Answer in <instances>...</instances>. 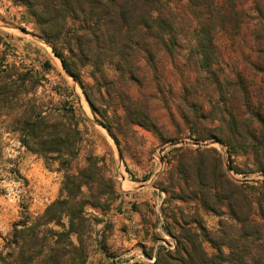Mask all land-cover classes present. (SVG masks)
<instances>
[{"label": "rangeland", "instance_id": "rangeland-1", "mask_svg": "<svg viewBox=\"0 0 264 264\" xmlns=\"http://www.w3.org/2000/svg\"><path fill=\"white\" fill-rule=\"evenodd\" d=\"M112 2L107 38L69 20L53 41L78 82L40 37L28 7L0 0V62L26 78L20 99L79 132L62 149L76 155L67 164L0 130V251L22 215L32 222L42 215L90 155L100 172L83 192L102 206L85 208L86 264H154L160 248L176 250L177 222L217 230L229 197L248 225H264V0ZM76 37L92 52H71ZM87 54L95 58L88 62ZM16 116L4 114L0 123Z\"/></svg>", "mask_w": 264, "mask_h": 264}, {"label": "trees", "instance_id": "trees-1", "mask_svg": "<svg viewBox=\"0 0 264 264\" xmlns=\"http://www.w3.org/2000/svg\"><path fill=\"white\" fill-rule=\"evenodd\" d=\"M21 1L28 7L30 17L38 26L40 37L52 46L64 70L79 82L70 63L53 41L60 38L69 20L83 22L86 35H93L100 30L101 35L107 38L114 21L112 0ZM125 19L126 14H121L119 30ZM85 43L88 41L83 37H76V43L71 45V52L76 48L91 53L90 47L84 48ZM87 55V61L95 58L93 54ZM11 72L12 69H3L0 62V118L4 114L17 115L9 123H0V130L4 128L7 132L19 133L20 143L46 160L56 153L65 163L70 164L76 155H67L62 149L72 148L76 139L74 136H78L79 132L62 121H52V115L44 111V107L35 103V100L31 105L23 103L20 98L26 94V78L23 75L14 78ZM87 161L88 167L81 170L78 176L65 177L60 199L48 206L34 222L28 214H23L22 220L14 224L0 251V264H86L83 235L89 220L85 208L89 205L94 208L102 206L99 201H94L98 197H92L93 201H89L83 192V187L87 186L90 178L97 171L100 172L97 157L90 155ZM227 184L230 188L237 189L232 183ZM111 185L113 191L114 185ZM227 206L229 213L222 215L219 228L214 231L205 229L199 220L184 219L182 223L177 222L181 233L177 235L176 250L169 252L160 248L154 264H264V225H248L247 212L230 197L227 198ZM194 223L198 228H191ZM52 225L60 230H55ZM167 232L172 235L169 230ZM206 242L215 253H207L204 247Z\"/></svg>", "mask_w": 264, "mask_h": 264}, {"label": "bare ground", "instance_id": "bare-ground-1", "mask_svg": "<svg viewBox=\"0 0 264 264\" xmlns=\"http://www.w3.org/2000/svg\"><path fill=\"white\" fill-rule=\"evenodd\" d=\"M59 62H60V61H59ZM82 104H83L85 110L88 111V109H87V107H86V104H85L83 101H82Z\"/></svg>", "mask_w": 264, "mask_h": 264}, {"label": "water", "instance_id": "water-1", "mask_svg": "<svg viewBox=\"0 0 264 264\" xmlns=\"http://www.w3.org/2000/svg\"><path fill=\"white\" fill-rule=\"evenodd\" d=\"M55 55V54H54ZM56 57V56H55ZM61 62V61H60ZM61 65H62V63H61ZM63 67V66H62Z\"/></svg>", "mask_w": 264, "mask_h": 264}]
</instances>
